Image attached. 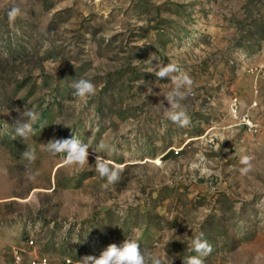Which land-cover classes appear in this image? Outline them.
Listing matches in <instances>:
<instances>
[{"label":"rangeland","instance_id":"374dc122","mask_svg":"<svg viewBox=\"0 0 264 264\" xmlns=\"http://www.w3.org/2000/svg\"><path fill=\"white\" fill-rule=\"evenodd\" d=\"M13 3L24 15L10 23ZM159 63L193 80L188 127L156 107L171 88ZM82 78L97 87L86 101L72 95ZM26 110L40 120L25 141L14 128ZM72 136L89 166L44 147ZM96 155L120 169L114 185ZM201 236L204 264H264V0H0V264L14 250L79 264L127 238L183 264Z\"/></svg>","mask_w":264,"mask_h":264},{"label":"clouds","instance_id":"9594fccd","mask_svg":"<svg viewBox=\"0 0 264 264\" xmlns=\"http://www.w3.org/2000/svg\"><path fill=\"white\" fill-rule=\"evenodd\" d=\"M6 15L10 23L15 22L17 18L24 15L22 8L13 3L8 7ZM154 57V56H152ZM152 72L158 79H168L171 83V88L167 93H159L163 96V100L156 106L161 110L165 117L172 123L180 127H188L191 124V117L187 110L182 106L181 101L186 98L187 92L191 90L193 80L187 74L176 75L181 70L176 64L159 63ZM143 84V81H137V87ZM74 91L73 97L79 101H86L97 94V87L90 80L79 79L72 85ZM151 94V89L148 90ZM165 101L168 107H165ZM7 114V113H6ZM5 114V115H6ZM23 122H17L14 132L16 137H22L25 141L30 136H35L36 130L34 125L40 120V115L34 110H26L21 114ZM44 146V145H43ZM52 157L64 154L65 162L68 165H73L78 168L89 166L88 145L81 142L76 137L72 136L67 139H53L46 146H44ZM98 151H108L109 145L101 141L97 145ZM22 158L27 161L25 165V172L30 181H35L39 175L38 172L31 171V165L37 159L34 149L28 148L22 154ZM241 163L245 165L242 172L251 170L250 158L245 156L241 158ZM95 171L97 175L106 181L103 187L107 188L109 185H114L120 178V169L113 168L109 162L99 155L95 158ZM206 171V170H205ZM191 248L198 253L197 256H189L183 264H204L201 256H207L211 253L212 247L207 240L197 237L191 239ZM79 264H162L158 256L153 255L152 251L147 248H142L141 245L134 239L127 238L122 244L109 245L100 256H85L79 260Z\"/></svg>","mask_w":264,"mask_h":264},{"label":"built area","instance_id":"2783aa9c","mask_svg":"<svg viewBox=\"0 0 264 264\" xmlns=\"http://www.w3.org/2000/svg\"><path fill=\"white\" fill-rule=\"evenodd\" d=\"M238 106V99L236 97L231 99L230 113L234 118H238ZM240 124L243 125L247 130L252 132H255L257 129V124L248 119L246 116H243L240 119ZM30 247H33V240L29 238L25 241V248ZM11 262L12 264H49V259L45 255L31 256L24 251L14 250L11 253ZM62 264H70V260L65 259Z\"/></svg>","mask_w":264,"mask_h":264}]
</instances>
